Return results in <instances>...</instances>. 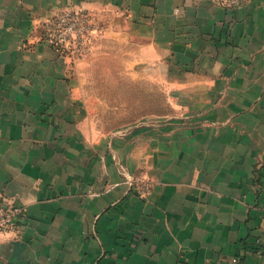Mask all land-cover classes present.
Here are the masks:
<instances>
[{
  "label": "crops",
  "instance_id": "0c3cea01",
  "mask_svg": "<svg viewBox=\"0 0 264 264\" xmlns=\"http://www.w3.org/2000/svg\"><path fill=\"white\" fill-rule=\"evenodd\" d=\"M120 78L167 104L129 119ZM0 188V264H264V0H0Z\"/></svg>",
  "mask_w": 264,
  "mask_h": 264
},
{
  "label": "built area",
  "instance_id": "2783aa9c",
  "mask_svg": "<svg viewBox=\"0 0 264 264\" xmlns=\"http://www.w3.org/2000/svg\"><path fill=\"white\" fill-rule=\"evenodd\" d=\"M225 7H238L245 0H214ZM96 31L93 17L82 10H66L44 25V40L60 51L82 52L86 42ZM150 184H145L142 196L150 191ZM27 223L26 207L8 196L0 188V233L21 228ZM234 262L239 258L235 257Z\"/></svg>",
  "mask_w": 264,
  "mask_h": 264
},
{
  "label": "rangeland",
  "instance_id": "374dc122",
  "mask_svg": "<svg viewBox=\"0 0 264 264\" xmlns=\"http://www.w3.org/2000/svg\"><path fill=\"white\" fill-rule=\"evenodd\" d=\"M134 85L132 91L126 90V87ZM151 86L152 89H157V83H154L153 80L151 84H148L144 80L136 81L130 83L125 78L119 79V87L122 89L123 93L118 94V101L120 108H122L123 115H128V118H131L133 115L134 120H137L143 116V114H150L152 116L160 112V109L163 105L167 104V100L164 95L159 94L157 91L151 89V92H147V87ZM122 106V107H121ZM133 106V107H132Z\"/></svg>",
  "mask_w": 264,
  "mask_h": 264
}]
</instances>
